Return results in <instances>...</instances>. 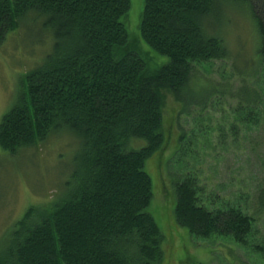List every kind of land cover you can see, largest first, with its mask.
Segmentation results:
<instances>
[{
  "label": "trees",
  "instance_id": "obj_1",
  "mask_svg": "<svg viewBox=\"0 0 264 264\" xmlns=\"http://www.w3.org/2000/svg\"><path fill=\"white\" fill-rule=\"evenodd\" d=\"M237 1L248 6L258 32L264 75V0H142L139 36L166 58L154 68L149 53L127 48L121 19L129 0H0V45L20 26L24 33L36 28L29 43L40 51L23 74V94L1 116L0 148L14 156L60 130L79 144L72 188L25 211L0 249V264L161 262L162 234L147 212L152 183L145 161L165 147L166 95L186 112L200 101L192 94L194 65L227 56L206 19ZM246 92L251 104L256 96ZM134 139L145 144L132 149ZM261 166L246 207L200 202L193 178L174 181L176 222L194 238L229 237L264 260L256 224L264 221V159Z\"/></svg>",
  "mask_w": 264,
  "mask_h": 264
},
{
  "label": "rangeland",
  "instance_id": "obj_2",
  "mask_svg": "<svg viewBox=\"0 0 264 264\" xmlns=\"http://www.w3.org/2000/svg\"><path fill=\"white\" fill-rule=\"evenodd\" d=\"M142 5V0H129L121 20L130 39L127 48L149 53L154 59H149L148 67L154 68L166 58L154 55L139 36ZM206 22L203 26L221 39L227 56L194 65L192 94L203 103L197 100L198 104L179 113V105L166 95L165 147L144 165L152 183L147 212L162 234L158 264H264L229 237L194 238L176 222L173 213L176 180L193 178L202 188L200 202L229 201L246 207L263 172L264 75L255 24L248 6L240 1L220 5ZM23 31L20 26L0 45V119L23 94V74L39 58L38 46L33 49L29 43L38 30ZM247 90L256 96L251 104L244 101L249 97ZM239 98L244 103H239ZM60 131L14 156L0 148V249L8 244L11 231L30 206L40 210L72 188L78 139L70 131ZM144 144L134 139L130 145L138 149ZM256 224L258 235L264 236V221Z\"/></svg>",
  "mask_w": 264,
  "mask_h": 264
}]
</instances>
